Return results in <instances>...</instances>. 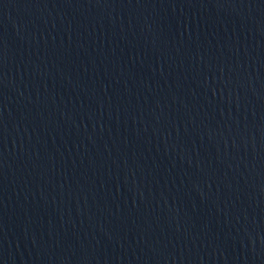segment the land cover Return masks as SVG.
I'll return each instance as SVG.
<instances>
[{
  "label": "water",
  "instance_id": "95a60500",
  "mask_svg": "<svg viewBox=\"0 0 264 264\" xmlns=\"http://www.w3.org/2000/svg\"><path fill=\"white\" fill-rule=\"evenodd\" d=\"M0 264H264V0H0Z\"/></svg>",
  "mask_w": 264,
  "mask_h": 264
}]
</instances>
